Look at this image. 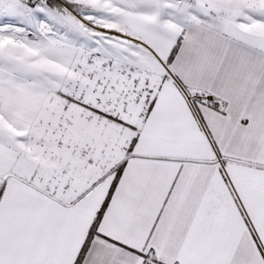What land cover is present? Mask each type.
<instances>
[{"label": "snow or ice", "instance_id": "snow-or-ice-1", "mask_svg": "<svg viewBox=\"0 0 264 264\" xmlns=\"http://www.w3.org/2000/svg\"><path fill=\"white\" fill-rule=\"evenodd\" d=\"M0 264H264V0H0Z\"/></svg>", "mask_w": 264, "mask_h": 264}]
</instances>
